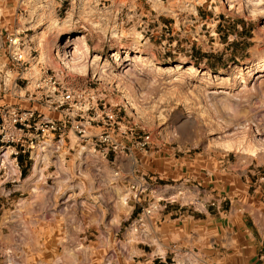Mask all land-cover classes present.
Instances as JSON below:
<instances>
[{
  "label": "rangeland",
  "instance_id": "1",
  "mask_svg": "<svg viewBox=\"0 0 264 264\" xmlns=\"http://www.w3.org/2000/svg\"><path fill=\"white\" fill-rule=\"evenodd\" d=\"M5 2L11 8L0 4V25L19 31L38 63L29 62L20 74L6 61V43L0 37V63L6 61L11 69L4 76L0 73V107L26 106L19 96L32 92L33 83L48 68L58 71L65 86L94 88L106 103L120 108L118 115H132L138 125L134 136L147 132L153 150L173 147L177 161L188 155L207 165L209 154L225 151L230 165L240 162L254 172L264 168V0ZM61 51L69 62L79 64L59 63ZM14 83L16 90L3 87ZM67 137L76 142L70 159L61 158L58 164L53 139L44 177L39 170L32 175L34 156L43 146L30 149L21 165L9 156L10 149L0 147V157L8 151L16 168V176H7L12 168L0 158V264H174L173 254L167 252L158 261L160 247L153 253L145 246V211L151 209L146 201L134 192L115 204L109 194L103 198L108 190L92 186L100 178L95 168L101 162L102 168L116 154H125L104 148V156L95 152L104 160L91 161V152L77 157L78 146L92 145L70 133ZM129 162L136 163L135 158ZM120 175L110 182H119ZM78 187L85 188L80 192L85 215L79 232L74 230L77 211L65 201ZM124 189L130 191L128 185ZM65 192L69 194L62 198ZM250 195L248 191L240 200L230 196L226 207L231 201V210L251 214L242 204ZM134 208L138 211L133 215Z\"/></svg>",
  "mask_w": 264,
  "mask_h": 264
},
{
  "label": "crops",
  "instance_id": "2",
  "mask_svg": "<svg viewBox=\"0 0 264 264\" xmlns=\"http://www.w3.org/2000/svg\"><path fill=\"white\" fill-rule=\"evenodd\" d=\"M0 4L11 8L6 6L5 0H0ZM19 101L24 102L23 98ZM3 106L12 105L7 103ZM32 107L35 108L34 103ZM176 139L171 137V141ZM54 143L56 150L53 157H57L58 164H61V158L70 159L76 142L67 137ZM52 146L51 140L42 148L41 156L44 158L40 160L38 170L43 177L49 148ZM149 147L145 153L133 151L130 155L116 154L112 163H106L102 168L101 164L104 163L99 161L101 164L95 169H99L97 173L101 175H98L100 178L95 179L92 186L100 191L108 190L106 194L102 192V196L105 198L109 194L115 204L122 196H126L127 200L128 195L133 196L134 192L138 200L146 201L151 209L145 217V246L153 253L157 245L160 247L162 254H156V259L160 261L168 252L173 254L171 259L174 264H264V168L254 172L247 170L240 162L230 165L225 160V151L209 154L207 157L211 160L207 165L203 160L195 162L194 157L188 155L181 157L184 160L177 161L173 147L162 145L153 150L151 138ZM103 151L104 148L96 151L80 146L76 156L91 152L88 154L91 161L98 158L104 160L95 153L100 152L102 155ZM133 157L136 163L131 164L129 161ZM10 167L13 173L8 171L7 176H16V168L13 165ZM114 173L125 174L126 177L120 175L119 182H110L109 179L116 175ZM26 180L36 182L33 178ZM127 185L129 192L124 189ZM78 188L65 201L67 204L72 202L77 211L73 212L78 221L74 230L79 232L82 228L80 218L83 219L85 215V201L81 200L80 195L84 194L85 188ZM248 191L252 192L251 199L242 204L251 214H238L235 209L231 210V201L226 207L230 196L240 200L246 198ZM67 194L69 192H65L62 198ZM125 199L123 205H127ZM138 253L141 254L140 251ZM236 259L239 263L235 262Z\"/></svg>",
  "mask_w": 264,
  "mask_h": 264
},
{
  "label": "built area",
  "instance_id": "3",
  "mask_svg": "<svg viewBox=\"0 0 264 264\" xmlns=\"http://www.w3.org/2000/svg\"><path fill=\"white\" fill-rule=\"evenodd\" d=\"M22 11L19 4L16 12ZM1 36L6 43V61L17 66L20 74L29 62L38 63L35 54H31L34 50L24 45L25 40L19 31H7L0 25ZM6 61L0 63L3 76L8 72L6 70H11L5 67ZM33 85L32 92L19 96L27 102L26 107H0V147L9 148L12 159L17 154L26 157L27 152L43 140L66 139L68 133L80 142L92 145L93 150L106 148L113 153L130 155L133 151L145 153L149 149V134L142 132L134 136L137 121L125 112L118 115L120 108L106 103L100 91L86 85L71 89L59 79L58 71L48 72V68L41 71ZM3 87L16 90L15 83ZM32 103L46 110L47 114L32 107Z\"/></svg>",
  "mask_w": 264,
  "mask_h": 264
},
{
  "label": "bare ground",
  "instance_id": "4",
  "mask_svg": "<svg viewBox=\"0 0 264 264\" xmlns=\"http://www.w3.org/2000/svg\"><path fill=\"white\" fill-rule=\"evenodd\" d=\"M250 1V0H249ZM258 1H260V0H257V2ZM254 3V2H253ZM66 43V42H65ZM58 56H59V63H62L63 65H65V66H72V67H76V64L78 63H76V62H69L67 59H66V57L63 55V53H62V51L61 52H59L58 53ZM79 64V63H78ZM81 66H79V68H80ZM83 68H84V66H82ZM179 65L178 64H176V66H175V68L177 69H179ZM80 69H82V68H80ZM102 69V68H101ZM123 97L125 96V95H122ZM125 98V97H124ZM46 142H47V140H43V141H41L40 143H38L36 146H35V149H37L39 146H43V145H45L46 144ZM78 147H80V146H78ZM81 147H85V146H81ZM4 148V147H3ZM5 149H9V148H5ZM34 149V150H35ZM33 150V151H34ZM87 150H89L88 148H87ZM32 151V152H33ZM32 152H31V155H32ZM40 152H41V150H40ZM1 160L5 163V164H7L9 167L11 166V161H10V159H9V157H8V151H5L4 153H2L1 154ZM31 158H32V156H31ZM42 158H44V157H41V154H36L35 156H34V161H33V164H32V175L34 174L35 175V173H37V171H38V164H39V162H40V160L42 159ZM41 161H43V159L41 160ZM13 171V170H12ZM33 175V176H34ZM156 251L157 252H162L161 251V249L160 248H157L156 249Z\"/></svg>",
  "mask_w": 264,
  "mask_h": 264
},
{
  "label": "trees",
  "instance_id": "5",
  "mask_svg": "<svg viewBox=\"0 0 264 264\" xmlns=\"http://www.w3.org/2000/svg\"><path fill=\"white\" fill-rule=\"evenodd\" d=\"M15 158H16L17 162H18L20 165L22 164V162H23L24 159H25L24 156L21 155V154H17V155L15 156ZM25 170H26V165H25V166H22L21 169H20V176H21V177H23V176L25 175V173H26ZM137 211H138V208H134L132 214L134 215Z\"/></svg>",
  "mask_w": 264,
  "mask_h": 264
}]
</instances>
